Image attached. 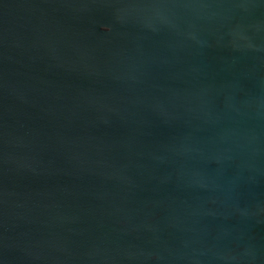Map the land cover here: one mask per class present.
<instances>
[{
	"label": "water",
	"instance_id": "water-1",
	"mask_svg": "<svg viewBox=\"0 0 264 264\" xmlns=\"http://www.w3.org/2000/svg\"><path fill=\"white\" fill-rule=\"evenodd\" d=\"M0 264H264V0H0Z\"/></svg>",
	"mask_w": 264,
	"mask_h": 264
}]
</instances>
